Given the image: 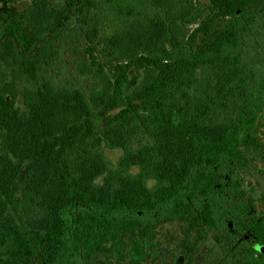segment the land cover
I'll list each match as a JSON object with an SVG mask.
<instances>
[{
  "label": "trees",
  "instance_id": "obj_1",
  "mask_svg": "<svg viewBox=\"0 0 264 264\" xmlns=\"http://www.w3.org/2000/svg\"><path fill=\"white\" fill-rule=\"evenodd\" d=\"M108 1L133 19L100 36L102 62L88 32L91 88L45 75L56 47L32 54L67 13L35 1L0 22L13 67L0 69V264H176L157 233L173 221L209 232L229 264H264L245 186L264 160V0Z\"/></svg>",
  "mask_w": 264,
  "mask_h": 264
},
{
  "label": "rangeland",
  "instance_id": "obj_2",
  "mask_svg": "<svg viewBox=\"0 0 264 264\" xmlns=\"http://www.w3.org/2000/svg\"><path fill=\"white\" fill-rule=\"evenodd\" d=\"M35 1H47L59 12L69 15L67 19L63 20V24L55 21L56 24H61V27L40 38L32 53H36L38 47L43 44L57 48L58 55L53 60L51 67L45 66V69L48 70L45 75H51L57 85H76L91 88L94 82L99 81V75H96L95 72L88 73L89 66L85 51V46L90 40L88 32L92 28H96V37L92 38L91 41L96 44L99 60L102 62L106 55V47L105 43L99 39L100 36L102 34L110 36L115 30L123 29L133 17H128L125 22L123 19H117L109 9L110 3L108 0H96L95 7L86 9H81L76 5L69 9L65 0H0V22L9 16L22 12L25 7ZM3 39H0V45ZM3 53L4 51L0 49V69L3 68L7 71L4 78H11L13 67L5 66ZM97 69L98 67L95 68V71ZM18 83L20 87L30 84L24 78L19 80ZM260 136L264 142V126L260 128ZM138 144L136 142L132 144V147H136ZM122 153L121 148L105 149V156L110 162H115ZM258 167V169L249 168L245 186L254 199L255 210L264 212V160L258 161ZM133 171H136V168H133ZM157 233L162 242V259H171L176 256V264H229L224 252L225 245L219 244L209 232H205L204 236L191 233L187 231L185 226L173 221L159 226ZM233 233L238 235L234 231ZM181 249L187 251L182 254ZM97 264L131 263L128 260L113 258L111 260H99ZM146 264H160V261H155V263L148 261Z\"/></svg>",
  "mask_w": 264,
  "mask_h": 264
},
{
  "label": "water",
  "instance_id": "obj_3",
  "mask_svg": "<svg viewBox=\"0 0 264 264\" xmlns=\"http://www.w3.org/2000/svg\"><path fill=\"white\" fill-rule=\"evenodd\" d=\"M229 226H231V223H229ZM263 249H264V246H263Z\"/></svg>",
  "mask_w": 264,
  "mask_h": 264
}]
</instances>
